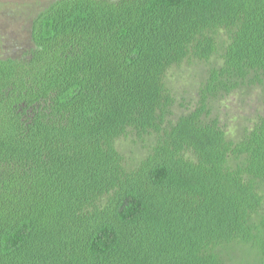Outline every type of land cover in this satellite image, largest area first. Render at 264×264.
<instances>
[{"label":"trees","instance_id":"1","mask_svg":"<svg viewBox=\"0 0 264 264\" xmlns=\"http://www.w3.org/2000/svg\"><path fill=\"white\" fill-rule=\"evenodd\" d=\"M27 31L0 57V264H264V101L235 137L218 115L264 87V0H51Z\"/></svg>","mask_w":264,"mask_h":264},{"label":"rangeland","instance_id":"2","mask_svg":"<svg viewBox=\"0 0 264 264\" xmlns=\"http://www.w3.org/2000/svg\"><path fill=\"white\" fill-rule=\"evenodd\" d=\"M51 0H0V57L14 54L19 48L24 47L29 37L27 29L31 18L41 8L45 7ZM187 73H190L187 71ZM184 70L176 68L170 76L171 79L178 80L176 86L183 92L182 87H191L192 93L195 92L196 82L189 78L190 75ZM196 74V72H193ZM191 86L189 87V83ZM252 95H244L240 92L219 103V113L222 123L228 127L229 136L235 137L237 127L245 122L246 117L255 114L261 109V101H264V87L259 86L253 89ZM191 93V94H192ZM246 103L242 104V100ZM260 108V109H259ZM257 110V111H256ZM125 144L130 140H123ZM123 143V144H124ZM134 154V153H133ZM132 157V155H130Z\"/></svg>","mask_w":264,"mask_h":264}]
</instances>
